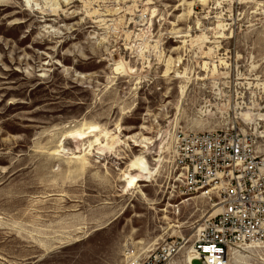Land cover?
<instances>
[{"label": "rangeland", "instance_id": "1", "mask_svg": "<svg viewBox=\"0 0 264 264\" xmlns=\"http://www.w3.org/2000/svg\"><path fill=\"white\" fill-rule=\"evenodd\" d=\"M206 1L51 0L62 7L52 15L48 0H0V264H124L126 243L190 236L212 205L171 189L175 134L238 127L264 148V120L235 116L264 115V0ZM93 9L100 14L86 13ZM157 51L174 59L169 77ZM120 59L132 73L117 71ZM184 72L182 99L175 75ZM90 124L152 143L143 150L129 139L102 155L88 146L95 133L71 136ZM158 150L162 167L139 188L150 205L124 191L122 172L142 151L155 171ZM240 255L241 264H264V250Z\"/></svg>", "mask_w": 264, "mask_h": 264}, {"label": "built area", "instance_id": "2", "mask_svg": "<svg viewBox=\"0 0 264 264\" xmlns=\"http://www.w3.org/2000/svg\"><path fill=\"white\" fill-rule=\"evenodd\" d=\"M259 138L238 127L177 134L172 172L180 197L202 194L220 206L201 223L189 264H230L234 251L264 246V148L257 145ZM184 244L183 239L166 240L148 254L129 245L124 259L128 264H170Z\"/></svg>", "mask_w": 264, "mask_h": 264}, {"label": "bare ground", "instance_id": "3", "mask_svg": "<svg viewBox=\"0 0 264 264\" xmlns=\"http://www.w3.org/2000/svg\"><path fill=\"white\" fill-rule=\"evenodd\" d=\"M81 1H85L86 5H90L91 3H97L99 2L100 0H81ZM202 2H204L205 4L207 3L206 0H201ZM70 2V1H69ZM37 3V2H36ZM50 4V13L52 15H56L57 13H60L61 10H62V7L59 3H54V2H51V0H48V4ZM72 3V2H70ZM203 4V3H201ZM43 8L41 7L40 10H39V13L42 14L43 16H47V10L44 9L42 10ZM191 11V10H190ZM86 13L90 16V15H99L100 12L99 10H96V9H93L92 12H89V11H86ZM60 15V14H59ZM137 23V26L139 27H142V26H145V21L143 19L142 16H140V19L138 20ZM217 27H224L223 26V22L220 20L218 21V26ZM141 29V28H140ZM139 33L136 34V38L139 39L140 41H142V44H138L140 47L141 45L143 46L146 41L144 39L145 34L147 33V31L141 29V30H138ZM128 34V33H127ZM130 35H128L129 37ZM205 35L203 36H199L198 38L196 37V41H203V39H205ZM194 40V41H195ZM206 40V39H205ZM193 41V42H194ZM205 42V41H204ZM208 42V41H206ZM210 43V42H209ZM192 44V43H191ZM204 44V43H203ZM193 45V44H192ZM139 48V47H138ZM137 48V49H138ZM209 49V48H208ZM163 52L161 51H157L156 52V57L158 58V60H164V67H165V71H164V77H169L172 73H173V57L169 56L167 59H164L163 58V55L162 54ZM204 54V53H203ZM202 54V55H203ZM212 54V53H211ZM137 55L140 57V58H144V51H143V48H140L139 51H137ZM205 55V54H204ZM203 55V56H204ZM207 55V54H206ZM210 55V51H209V54ZM163 58V59H161ZM222 59V57H221ZM181 59H178V62H180ZM220 60V59H219ZM224 62V61H223ZM116 63V69L117 71H119L120 73H124L126 71H129V72H133V69L130 68V67H127V63H125L123 60H118ZM177 63V62H176ZM211 63V62H210ZM214 62H212V65H213ZM219 63V61H218ZM221 63V62H220ZM205 64V63H204ZM223 64V63H222ZM228 64V63H227ZM206 65V64H205ZM220 66V64H218ZM226 65V64H225ZM214 66V65H213ZM212 66V67H213ZM127 67V68H126ZM205 67V66H204ZM208 68V67H207ZM206 68V69H207ZM225 68V67H224ZM185 69V68H184ZM210 69V68H209ZM223 69V68H222ZM189 70V69H188ZM187 70V71H188ZM203 70V68H202ZM206 71V70H205ZM221 71V70H220ZM213 73L216 72V69L214 68L212 70ZM218 72V71H217ZM226 72V69L225 71ZM229 73V72H228ZM227 73V74H228ZM189 74V73H188ZM218 75V74H217ZM192 76V75H191ZM221 76V75H220ZM228 76V75H227ZM163 77V76H162ZM174 77V76H173ZM205 77V75H204ZM175 78H177L178 80L180 79V81L182 80V84H180L179 87V95L180 97L183 99L184 96H186V91H187V87H188V84L190 79L189 77L186 75V73H177L175 75ZM196 78V77H195ZM222 78V77H221ZM220 78V79H221ZM200 81H204L205 79L202 77L199 78ZM213 79V77H212ZM218 79V78H217ZM216 79V80H217ZM195 80V79H194ZM193 80V82H194ZM215 80V78H214ZM222 80V79H221ZM224 80V79H223ZM248 80V79H247ZM251 80V79H250ZM206 82V81H205ZM218 82V81H217ZM217 82H215L217 84ZM204 83V82H203ZM198 84V83H197ZM249 84V83H247ZM250 85V84H249ZM260 85V84H258ZM190 86V85H189ZM217 86V85H216ZM203 87V85H202ZM218 89V93H216V96H219L221 95V89L219 88H216ZM215 90V89H214ZM217 91V90H216ZM188 92V91H187ZM220 97V96H219ZM218 97V98H219ZM186 98V97H185ZM180 99V98H178ZM200 99V98H199ZM207 101V100H206ZM210 102V101H208ZM205 103V102H204ZM207 103V102H206ZM207 105V104H206ZM210 105V104H209ZM207 105V106H209ZM212 105V104H211ZM218 104H216L217 106ZM222 105H225V104H222ZM227 105V104H226ZM225 105V106H226ZM207 106H204L205 108ZM214 107H216L215 105H213ZM223 106V107H225ZM203 107V108H204ZM219 107V106H218ZM210 108V107H209ZM206 111H204V114H205ZM228 115V114H227ZM236 119L237 117L241 118L244 122H246L247 124H255L257 125L256 122H260V121H263L264 120V115H261V114H252V113H236ZM235 119V117L233 118ZM175 120V119H174ZM178 120V119H177ZM175 122V121H174ZM233 123V121H232ZM242 132H245L246 130L244 129H241ZM95 133V134H94ZM96 133H98V135H96ZM169 133V132H167ZM93 135V141L89 142L88 146L90 148H92L94 145H97L98 148V152L100 154L103 155V153L107 150H112L114 147H119L121 145H125V140H129L131 139V142L134 144V146L136 147H140L142 148L143 150L145 149H149V144H151V140L149 138H146V137H141V138H133V137H129V138H125L124 140H122V130L120 127H117V132L115 133H111L110 131H106V130H100V126L99 125H96V124H90L88 127H87V132L85 131H77L73 134H71L72 137L78 139V140H83L84 138L88 137V135ZM172 135V134H171ZM159 136V135H158ZM161 136V135H160ZM168 137V136H167ZM172 138H173V135H172ZM103 139V140H102ZM176 141H177V134H175L174 136V141H173V145H171L172 147V150L170 151L171 152V165H172V157H173V152L175 151V144H176ZM161 144V143H160ZM162 144H164V142H162ZM170 142H166V151H168V149H170ZM163 149V148H162ZM146 150V151H147ZM160 150H158L159 152ZM145 153L144 151H142L140 154L134 156L133 158H131L129 160V163L127 164L126 168L123 170L122 172V181L124 182V191L127 193V194H130L132 195L135 191L136 193H140V195L143 197V199L146 201V203L150 204V205H157L156 202H152L151 200H149L146 195L141 191L139 190V188H141L142 186L140 185V183L142 182H149L155 175L156 173L158 172V169L159 167L161 166V161L163 160L162 158V154L164 153L163 150L159 152V155H158V159L154 160L155 162H158L159 164L157 165V169H155V171H153V169H151V167L148 165L147 163V160H146V156H145ZM170 155V154H169ZM84 162H82L83 164ZM168 163V162H167ZM135 165V167L133 166ZM162 167V166H161ZM173 167V166H172ZM173 175V174H172ZM155 178V177H154ZM178 180H177V176L174 175L173 176V182L172 183H176ZM172 185L171 189H175L176 186L175 185ZM173 193H175V191L172 190ZM134 195V194H133ZM194 196H200V197H204L206 198L205 195H202V194H198V195H194ZM190 197H193V196H183L182 198H189ZM209 200V198H207ZM189 200H184L183 202L180 203V205H184L186 203H188ZM211 205H212V208H211V211L208 212L206 215H204V217L194 226L193 228V232L190 236H187V235H181L180 237L184 240V245L183 247L181 248L180 252L178 253L177 256H175L171 261H170V264H177V263H180V264H189L191 259H192V244H189L192 239L196 236L197 232L200 230L201 226H202V222L208 218V217H212L214 216L215 214L218 213L219 209H220V206L218 204H214L212 201L210 202ZM168 207H171V208H176V205H170ZM160 211H163V210H160ZM165 212V211H164ZM178 223V222H177ZM172 228H176L177 230L180 229V225H176L175 223L170 227V229ZM176 231V230H175ZM166 239V238H165ZM165 239H162L160 241H156L154 242L150 247L148 248H139L138 250L141 252V253H145V254H148L150 253L151 251H153L154 249H156V246L161 244V242H164ZM130 245H132L130 243ZM129 246V243H126L125 247H128ZM134 246V245H132ZM137 248V247H135ZM243 250H253V251H259L260 250H264V246H247V247H244L243 249L241 250H238V251H234L232 253V256H231V263L230 264H241V255H240V251H243ZM179 255H182L181 257V260H179V262H176V258L179 256ZM180 259V258H179ZM125 261V259H124ZM126 264H128V260L125 261Z\"/></svg>", "mask_w": 264, "mask_h": 264}, {"label": "snow or ice", "instance_id": "4", "mask_svg": "<svg viewBox=\"0 0 264 264\" xmlns=\"http://www.w3.org/2000/svg\"><path fill=\"white\" fill-rule=\"evenodd\" d=\"M135 167V165H133Z\"/></svg>", "mask_w": 264, "mask_h": 264}]
</instances>
